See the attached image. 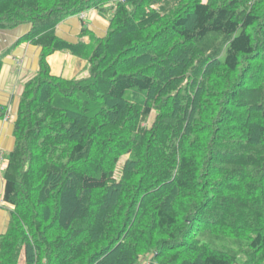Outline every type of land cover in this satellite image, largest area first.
I'll return each mask as SVG.
<instances>
[{"label": "trees", "instance_id": "16d2710c", "mask_svg": "<svg viewBox=\"0 0 264 264\" xmlns=\"http://www.w3.org/2000/svg\"><path fill=\"white\" fill-rule=\"evenodd\" d=\"M91 10L102 38L56 36ZM19 26L41 52L0 264H264V0H0V31ZM56 52L85 75H51Z\"/></svg>", "mask_w": 264, "mask_h": 264}, {"label": "crops", "instance_id": "0c3cea01", "mask_svg": "<svg viewBox=\"0 0 264 264\" xmlns=\"http://www.w3.org/2000/svg\"><path fill=\"white\" fill-rule=\"evenodd\" d=\"M86 15V14H85ZM83 24H90V32L97 37H103L108 23L95 13H87ZM81 22L75 17L66 19L57 27L62 31L63 38L68 42H77L81 29ZM30 26H19L12 30L0 31V239L6 233L12 206L3 199L5 179L4 172L8 166L9 155L15 144L13 136L14 122L16 120L18 104L24 85L35 76L38 70V61L41 49L28 43L14 47L15 43L25 36ZM88 42L86 37L82 38ZM50 74L62 78H78L85 75L86 62L70 53L56 52L47 58ZM17 264H25L22 250ZM138 264H154L150 257L143 258Z\"/></svg>", "mask_w": 264, "mask_h": 264}, {"label": "rangeland", "instance_id": "374dc122", "mask_svg": "<svg viewBox=\"0 0 264 264\" xmlns=\"http://www.w3.org/2000/svg\"><path fill=\"white\" fill-rule=\"evenodd\" d=\"M207 0H202V2H206ZM95 13L96 15H98V16H100L102 19H104V20H106L107 21V18H105L104 16H102L98 11H95V10H91V11H88V12H86V13H83V14H81V15H79V16H76L75 18L77 19V20H79L80 22H81V26H82V28L83 27H85L86 28V26H90V24L88 25V24H85V26H84V24H83V19H85V20H87V21H91V20H93V19H91V20H89L88 18H86V15H87V13ZM86 14V15H85ZM107 23H108V21H107ZM108 27V26H107ZM90 28V27H89ZM88 27H87V33H88V35L89 36H85L87 39H88V41H90V36L92 35V36H95V34H93V32H90V29H89ZM79 34H80V32H79ZM56 36L58 37V38H60L61 39V37L63 36V34H62V31L61 30H59V32H57V30H56ZM89 37V38H88ZM97 37V36H96ZM63 38V37H62ZM84 38V37H83ZM101 38V37H100ZM77 40H82V39H80L79 38V36H78V38H77ZM87 43V42H86ZM154 116H155V114H154V112H152L151 114H150V116H149V118L147 119V120H145V122L143 121V123L141 124L143 127H150V125H151V123H152V121H153V119H154ZM125 159H126V157H122L120 160H119V162H118V165H117V171H116V173H115V179H118V177H119V171H120V168H121V166H122V164L124 163V161H125Z\"/></svg>", "mask_w": 264, "mask_h": 264}]
</instances>
